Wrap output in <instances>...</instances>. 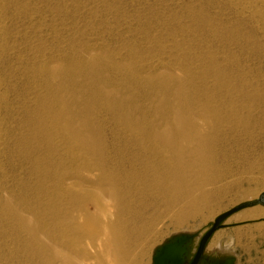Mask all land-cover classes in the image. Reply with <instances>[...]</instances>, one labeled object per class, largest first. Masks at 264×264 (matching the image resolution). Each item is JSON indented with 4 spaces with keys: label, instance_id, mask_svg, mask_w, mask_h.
<instances>
[{
    "label": "rangeland",
    "instance_id": "rangeland-1",
    "mask_svg": "<svg viewBox=\"0 0 264 264\" xmlns=\"http://www.w3.org/2000/svg\"><path fill=\"white\" fill-rule=\"evenodd\" d=\"M241 1L24 0L29 9L22 18L12 22L10 30L19 32L21 40H17L4 61L6 73L3 76L14 108V119L1 127L8 138L5 152L15 160L6 162L7 187L21 188L22 196L28 197L30 194L25 191L37 188L36 173L29 171L31 165L27 158L18 157L20 149L16 143L28 135V126L21 124L24 118L33 113L38 101L50 100L53 96L48 86L54 83L47 80L46 69L60 68L66 63L71 69H77L83 58H96L101 72L104 69L111 75V71L118 68L123 80L134 76L141 81L154 74L171 76L192 97L204 96V102L221 111L226 132H222L211 153L214 167L210 179L214 181L203 189V194L197 193L199 200L195 202L177 199L160 185L151 186L146 196L136 191L128 202H132L133 208L141 203L152 206L146 212L152 213L154 224L146 240L141 238L135 243L139 236L129 233L125 242L136 264H153L158 249L181 236L191 238L196 253L200 240L219 216L257 200V196L264 193V0ZM73 78L77 85L86 83L85 78L76 75ZM70 83L69 91L74 86L71 80ZM122 84L127 87L124 90L136 93L129 81ZM172 95L170 91L166 98ZM140 100V96L133 99L138 104ZM31 116L35 119L34 114ZM103 122L107 145H114L118 150L121 140L124 146L132 144V134L126 132L122 123L112 116L104 118ZM112 134L116 135L114 139ZM139 140L147 145L144 137L140 136ZM55 141L59 144L54 143V146H61V150H52L39 138L29 140L36 150L34 155L46 158L42 166L47 167L50 182L54 184L64 169L73 167L61 140ZM158 151H161V160L163 150ZM93 159L97 164V158ZM98 171L81 170L68 184H82L80 178L98 176ZM97 176L93 179L97 180ZM96 193L100 195L101 191ZM260 207L264 206L244 210L223 222L204 253L228 255L232 264H264V219L247 218ZM37 217L34 222L42 224L44 236H50L54 221L45 215ZM64 247H67L65 243L54 249L63 251ZM69 257L78 264L75 254L70 253ZM0 264H45L43 255L32 248L29 238L20 235L17 227L2 214Z\"/></svg>",
    "mask_w": 264,
    "mask_h": 264
},
{
    "label": "bare ground",
    "instance_id": "bare-ground-1",
    "mask_svg": "<svg viewBox=\"0 0 264 264\" xmlns=\"http://www.w3.org/2000/svg\"><path fill=\"white\" fill-rule=\"evenodd\" d=\"M28 9L29 4L24 0H0V214L17 227L20 235L29 238L32 248L43 255L45 264H74L70 253L78 257V264H136L125 237L130 233L139 236L135 243L141 238L146 240L154 220L152 213L146 212L152 206L141 203L133 208L132 202L128 201L138 190L141 191L139 195L146 196L154 185L163 186L177 199L199 200L197 193L214 181L210 179L214 167L211 153L222 132H226L221 111L214 104L204 102V96L192 97L171 76L154 74L141 81L134 76L123 80L118 68L111 71V75L104 69L101 72L96 58H83L77 69H71L67 63L56 69L50 67L44 74L54 83L48 86V92L53 96L50 100H37L38 106L31 113L35 119L27 114L28 118L21 123L28 126V135L16 143L20 149L18 157L30 161L29 171L34 170L38 180L35 190L25 191L30 197L22 196L21 188L9 189L5 181L6 162L15 160L13 155L5 152L8 138L1 127L14 119L9 85L3 76L6 73L4 61L21 36L10 30L12 22L22 18ZM65 29L68 34L69 28L66 26ZM74 75L85 78L86 83L78 84V87ZM70 80L74 86L69 91ZM124 81H129L136 93L124 90L127 88L122 84ZM170 91L173 95L169 99L166 94ZM136 96L141 97L140 104L133 101ZM108 116L122 123L126 132L132 134V144L124 146L119 138L118 150L114 145H107L103 120ZM140 136L147 145L143 140L140 142ZM115 137L112 134L111 138ZM31 138L44 140L52 150H61V146L55 147V140L60 139L65 154L69 153L73 167L64 169L55 184L50 182L51 173L47 167L42 166L46 158L34 155L36 150L30 146ZM159 149L163 150L161 160ZM93 158H97V164ZM81 170L98 171L99 175L93 176H97V180L86 176L79 179L82 184H68ZM96 191L101 194L97 195ZM43 215L54 221L52 232L57 236L52 232L50 236H44L42 224L34 222L37 216ZM247 218L264 219V207L253 210ZM136 219L138 221L130 226ZM63 243L67 246L63 251L54 249ZM169 255L183 264H190L196 255L195 244L191 241L178 246L174 244ZM200 264H232V261L228 255L204 253Z\"/></svg>",
    "mask_w": 264,
    "mask_h": 264
},
{
    "label": "water",
    "instance_id": "water-1",
    "mask_svg": "<svg viewBox=\"0 0 264 264\" xmlns=\"http://www.w3.org/2000/svg\"><path fill=\"white\" fill-rule=\"evenodd\" d=\"M258 205L264 206V194H262L257 200L250 201L248 203L241 204L227 213H224L223 215L219 216L210 231L200 240L196 255L192 262L190 264H200V261L202 259V256L204 254V250L211 239V237L220 229L222 228V223L228 220L230 217L240 213L241 211H244L246 209H250L253 207H256ZM190 237L187 236H181L175 239V242H169L168 244L164 245L158 251L156 252L154 258H153V264H183L181 260L174 259L169 255V251L173 249V245L176 244V246L186 243L187 241H191ZM173 244V245H172Z\"/></svg>",
    "mask_w": 264,
    "mask_h": 264
}]
</instances>
